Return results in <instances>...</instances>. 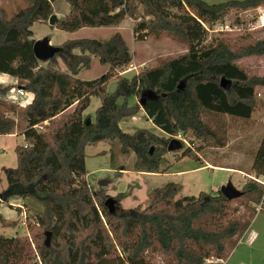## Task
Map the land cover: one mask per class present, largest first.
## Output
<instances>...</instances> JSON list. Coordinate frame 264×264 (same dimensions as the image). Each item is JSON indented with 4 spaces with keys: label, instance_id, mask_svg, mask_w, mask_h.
Returning a JSON list of instances; mask_svg holds the SVG:
<instances>
[{
    "label": "trees",
    "instance_id": "obj_1",
    "mask_svg": "<svg viewBox=\"0 0 264 264\" xmlns=\"http://www.w3.org/2000/svg\"><path fill=\"white\" fill-rule=\"evenodd\" d=\"M25 1L27 6L10 17L0 7V73L15 77L23 90L34 95L24 113L26 145L16 148L17 167L5 170L0 224L5 222L3 205L14 197L30 200L41 206L31 211L45 236L51 233V243H38L33 257L29 242L0 237V264H149L148 254L156 249L170 264L227 260L257 214L264 213L263 186L249 181L239 198L229 200L221 189L216 195L202 192L197 197H179L182 186L168 183L149 194L145 207L123 209L122 199L114 198L118 210L110 214L105 207L109 196L93 192L86 180L85 150L99 142L118 141L122 154H135L136 172L160 174L170 166L165 155L171 140L191 136L206 141L213 135L204 114L251 119L264 75H249L238 61L264 56V40L235 50L224 40L208 43L207 39L209 30L232 11L256 9L264 0L219 4L211 0H63L70 13L58 18L53 28L72 33L116 27L128 18L137 21L135 41L166 35L187 47L184 55L132 77L119 74L133 62L120 33L107 41L68 40L56 47L58 53L52 59H38L32 27L49 21L56 0ZM141 7L149 21L139 22ZM93 57L110 69L94 80L78 79L81 70L91 67ZM222 78L228 81L227 89L221 86ZM111 80L117 82L114 93L107 92ZM8 89L0 85V94ZM94 96L101 106L87 125L89 116L84 112ZM5 104L16 112L17 105L0 100V106ZM141 108L169 138L144 128L134 134L121 130L120 121ZM16 126L0 110V135L14 133ZM178 141L181 151L185 144ZM186 157L201 164L192 150L182 151L177 160ZM251 171L256 178L264 177V137ZM235 201L244 211L233 206Z\"/></svg>",
    "mask_w": 264,
    "mask_h": 264
},
{
    "label": "rangeland",
    "instance_id": "obj_2",
    "mask_svg": "<svg viewBox=\"0 0 264 264\" xmlns=\"http://www.w3.org/2000/svg\"><path fill=\"white\" fill-rule=\"evenodd\" d=\"M228 1L231 0H211L209 3L219 4ZM26 6L25 0H0V7L6 11L9 17L20 8H25ZM52 6L53 14H56L57 18L63 17L62 13L68 14L71 10L69 4L63 0H56ZM247 11L253 12L254 9ZM244 12L232 11L221 23L215 25V31L209 33L207 42L224 40L237 50L258 40H264V29H252L254 23L253 14L250 13L251 15L243 16ZM137 16L139 22L150 20V18L146 19L143 15L142 7L139 9ZM48 23L49 21L37 22L33 25L35 32H33V39L35 36H37L38 40L51 39L50 35L45 37V34L56 28L51 27ZM124 25H126V28L123 30L122 35L131 45L132 29L130 28V21H127ZM226 26H231L233 30H228ZM114 30L113 27L84 28L72 34L59 30L56 35L54 34L55 47L62 45L68 40L76 39L107 41L114 35ZM58 33H60V38H56ZM61 34L66 36L65 41L57 45L58 42L64 39V37H61ZM149 39L150 44L148 42H141L137 44V48L135 47L134 49L132 47V49L136 50L137 53L141 52L138 51L140 49L143 50L144 54L149 53L150 59L148 58L147 61L144 60L137 63L132 62L131 65H134L135 69H133L132 73L127 74V77H132L136 73L148 68L156 67L163 60L178 58L187 52V47L172 37L164 35L159 40ZM238 64L251 76L264 75V56L246 57L239 60ZM44 66H46V63H44ZM61 66L65 69L63 65ZM104 68L99 61H95L91 68L84 73L85 79L94 80L101 77L105 74ZM127 70H129V66L124 68L122 70L124 72L122 73H125ZM116 87V80H111L107 86V92L114 93ZM256 103L257 109L249 120L232 118L227 115L204 114L205 123L213 132V135L209 136L206 141L194 139L191 136H188L186 139L177 137L178 140L180 139L185 144L183 150L168 152L165 158L170 163V166L166 172L157 175L144 176L141 172H136L134 169L136 162L135 154H122L121 145L118 141H105L87 146L85 155L88 177L86 176V180L89 187L93 192L102 191L103 194L109 197L122 199L120 204L123 209H133L137 206L145 207L148 203L147 198L149 194L154 189L162 188L168 183H176L182 186L179 197H197L202 192L216 195L229 182L232 183L236 190H242L247 182L254 181L255 175L251 171L252 159L255 157L260 142L264 137V88L257 89ZM100 106L101 100L96 96L92 97V102L87 109V114L91 116L89 117L91 121H94L96 111ZM7 107L8 104H5V106L1 105L0 110L15 120L16 128L18 127L19 130L25 129L27 127L24 114L25 108L17 106L16 112L13 113ZM153 133L160 137L169 138L161 130H154ZM187 150L196 152L201 160V164L189 157L177 160L182 151L186 152ZM206 162L222 166L220 168H225L227 165L230 166L227 168L235 167L243 173L213 172L208 169L194 171L201 165H205ZM163 171L165 170L163 169ZM260 179L264 182V178ZM102 181L107 182L106 186H99V183ZM257 184L261 185L260 183ZM3 206L9 209V215L7 216L9 219H5V222L0 224V237H19L29 242L31 244V254L34 257L37 255V244H42L46 240L44 230L37 224L34 213L31 211H39L41 210V206L20 197H14ZM233 206H239L240 212L244 211L240 201H235ZM10 210L17 213L10 212ZM251 229L257 233V237L252 243H249L247 239L249 238L250 231H248L237 246L236 253L232 255L229 264H264V213L257 214ZM30 263L32 262L27 261L25 264ZM148 263L170 264V260L164 258L158 249H156V251H151L148 254Z\"/></svg>",
    "mask_w": 264,
    "mask_h": 264
},
{
    "label": "crops",
    "instance_id": "obj_3",
    "mask_svg": "<svg viewBox=\"0 0 264 264\" xmlns=\"http://www.w3.org/2000/svg\"><path fill=\"white\" fill-rule=\"evenodd\" d=\"M65 2V1H64ZM67 14V13H66ZM66 14H61V15H66ZM56 15V14H55ZM60 15V14H59ZM57 16V15H56ZM148 17H146L147 19ZM127 21H130V28L132 29V44L130 45L129 42L127 40L126 43L131 51V54L133 55V62L137 63L139 61H144V60H148V58L150 59V54L149 53H146L144 54L143 53V50H138L140 53H137V51L133 50L132 47L135 49V47L137 48V44L138 43H141V42H148L149 44L151 43L150 42V39H146L144 41H135L134 40V32H133V28L135 26V24L137 23V21L134 22V20L132 19H126L123 21V23H121L119 26H116V27H113L115 30H114V35L116 33H120L122 35V32L123 30H125L126 28V25H124ZM37 23V22H36ZM50 25V23H48ZM51 26V25H50ZM34 27V26H33ZM33 27H32V31L34 32L33 30ZM84 29V28H83ZM79 31V30H78ZM77 31V32H78ZM49 33L45 34V37L47 35H50L51 36V39H50V44L52 46H56V42L54 40V34L56 35L57 32H59L58 29H52V31H48ZM53 32V33H52ZM35 33V32H34ZM52 33V34H51ZM72 33H76V32H72ZM71 33V34H72ZM113 35V36H114ZM123 36V35H122ZM61 37H64V39H62V41L58 42L57 45L63 43L65 41V37L66 36H63V34H61ZM56 38H60V33L57 34V37ZM124 38V36H123ZM125 39V38H124ZM34 40H38L37 36L34 37ZM156 43V42H155ZM138 54H139V57H138ZM95 61H99L98 58L96 57H93L92 58V63H91V66L92 64L95 62ZM100 63V62H99ZM101 64V63H100ZM103 65V64H101ZM105 68H104V73H107V71L110 69L109 65H103ZM91 68V67H90ZM89 68V69H90ZM63 69V68H62ZM133 69H135L134 65H130L129 66V70H127L125 73H122L124 71H121L119 72L120 75H124L126 76L127 74H130L133 72ZM149 69V68H148ZM86 70L88 69H83L81 70L78 74H77V78L80 79V80H83V81H90V79H85V72ZM63 71H65V69H63ZM144 71V70H143ZM142 72V71H141ZM140 72L136 73V74H139ZM131 77V76H130ZM16 79L15 77H12L10 75H6V74H1L0 73V85L4 88H9L10 86H12L13 84H15L16 82ZM29 95H30V101H29V104L31 103V101L34 99V95L30 92H27ZM23 99H27V97H24ZM137 99H133V102H136ZM91 102H92V99H91ZM28 104V105H29ZM28 105L26 106H21L23 109L26 108ZM18 106V105H17ZM76 107V105H74L70 110L74 109ZM84 116H89L91 117L90 115L87 114V110L84 112ZM94 120V119H93ZM27 123V122H26ZM119 127L121 128L122 131H124L125 133H128V134H133L135 133V131H137L138 129H141V128H144V129H148V130H151L154 132V130H160L159 128H157L153 122L147 117L145 111L143 110V108L140 109V111L133 117H129V118H125L123 119L120 123H119ZM26 129V128H25ZM25 129H21L19 130V128L17 127L14 131V133L12 134H8V135H0V193L3 192L6 188H7V181H6V177H5V170L6 169H9V168H16L17 167V155H16V148L18 146H25L26 145V141H25V136H24V131ZM254 161V158L252 159V163ZM211 167V168H210ZM222 166L220 165H216V164H213V163H210V162H206L205 165H201L200 167H198L197 169H195L194 171H200V170H212L213 172L215 171H218V172H222V173H232V172H235V174L239 173V172H242L241 170L239 169H236L235 167H232V168H227V167H230L227 165V167L225 168H220ZM214 168V169H212ZM218 169H221V170H218ZM142 175L144 176H147V175H157V173H145V172H141ZM243 173V172H242ZM87 177H88V173H87ZM8 208L2 206L1 207V213L2 215L4 216L5 219H9L7 216L9 215V212H8ZM10 212H15L17 213L16 211H13V210H10ZM252 226V225H251ZM249 238L247 239V241H249V243H252V237L251 235L254 234L256 237H257V233L255 231H253L251 228L249 230ZM236 250V249H235ZM233 251L232 254L229 256V258L225 261H222V260H218L217 263L218 264H229V262L231 261V257L232 255H234L236 253V251Z\"/></svg>",
    "mask_w": 264,
    "mask_h": 264
},
{
    "label": "water",
    "instance_id": "obj_4",
    "mask_svg": "<svg viewBox=\"0 0 264 264\" xmlns=\"http://www.w3.org/2000/svg\"><path fill=\"white\" fill-rule=\"evenodd\" d=\"M57 19H58L57 16L55 14H53L49 19L50 25H54L55 22L57 21ZM34 53L38 59H40L42 61H48V60L52 59L58 53V49L50 44L49 39L45 38L42 40H36L35 41ZM221 86L224 89H227L228 81H226L225 78L221 79ZM90 123H91V119L87 118L86 124L89 125ZM180 148H181V144L178 141V139H173V140H171V142L168 146V151L169 152H176ZM106 183L107 182L102 181L99 183V186L104 187V186H106ZM221 192L229 200L239 198L242 195L239 190H236L233 187L231 182H229L226 186H223L221 188ZM105 207L108 209L110 214H116L117 213V210H118L117 201L113 197H109L106 200ZM45 243L47 246H50V243H51V233L50 232H46Z\"/></svg>",
    "mask_w": 264,
    "mask_h": 264
},
{
    "label": "built area",
    "instance_id": "obj_5",
    "mask_svg": "<svg viewBox=\"0 0 264 264\" xmlns=\"http://www.w3.org/2000/svg\"><path fill=\"white\" fill-rule=\"evenodd\" d=\"M250 13L253 14L252 16L254 20L252 29H258V28L264 29V5H261L258 8L254 9L253 12L245 11L242 15L248 16V15H251ZM226 28L230 31L233 30L231 26H226ZM214 31L215 29L212 31L209 30L210 33ZM24 97H27V99L26 100L23 99ZM0 100L10 103V104L18 105V106H26L29 104L30 95L19 86V81L16 80L15 84L10 86L8 91L5 94H0ZM261 178H264V177H261ZM253 180L264 186V182L260 178L254 177ZM251 237H252V241L256 238L254 234H252ZM217 261L218 260L209 259V260H206V264H218Z\"/></svg>",
    "mask_w": 264,
    "mask_h": 264
}]
</instances>
